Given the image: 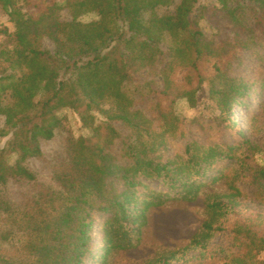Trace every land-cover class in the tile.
<instances>
[{"label": "trees", "instance_id": "obj_1", "mask_svg": "<svg viewBox=\"0 0 264 264\" xmlns=\"http://www.w3.org/2000/svg\"><path fill=\"white\" fill-rule=\"evenodd\" d=\"M198 1L64 0L26 13L18 0H0V11L14 27L12 33L3 30L8 41L0 47V187L9 179L35 180L25 163L42 156L40 141L53 138L59 111L78 112L92 131L68 143L66 166L53 172L58 190L52 191L57 202L52 216L42 217L40 206L38 220L22 228L30 234L22 245L25 257H7L1 247L7 237L0 232V264H110L114 254L139 245L150 210L195 201L222 177L224 159L236 157L237 150L252 154L239 131L234 144L195 139L173 109L178 99L195 107L207 84L221 122L236 127L234 109L245 104L256 83L235 67L242 65L243 54L264 48V0H214L235 32L234 43L220 44L199 30ZM89 14L98 18L83 23ZM44 39L52 43L51 51L43 48ZM179 68L185 70L186 88L173 81ZM142 72L151 91L161 80L159 100L169 101L163 107L157 100L150 115L136 108L124 89ZM95 112L101 116L98 125ZM178 141L183 145L169 153ZM117 142L121 149L115 156ZM261 154L253 178L257 192L264 190V150ZM151 180L165 189L151 188L146 183ZM206 209L223 215L216 201ZM213 221L204 220L182 250L204 252L212 233L221 229ZM236 239L246 256L264 251V234L250 225L237 230ZM246 258L231 263L250 264ZM170 259H176L175 251L144 264Z\"/></svg>", "mask_w": 264, "mask_h": 264}, {"label": "rangeland", "instance_id": "obj_2", "mask_svg": "<svg viewBox=\"0 0 264 264\" xmlns=\"http://www.w3.org/2000/svg\"><path fill=\"white\" fill-rule=\"evenodd\" d=\"M53 3L64 5V0H55V2L53 0H18L17 7L23 12L32 13L37 11L41 4L52 5ZM201 7H203L200 11L201 14L203 13V18L199 20V30L217 44L234 43L235 32L226 21L225 13L220 9V5L214 0H199L195 11ZM61 18L67 19V12H62ZM97 18V14H89L80 20L83 23H89ZM4 29L7 33L14 31L8 14L0 11V47L8 41L3 33ZM256 30L258 33L263 31ZM7 45L8 48H12L11 44ZM42 46L50 51L53 49L52 43L47 39L43 40ZM241 60L242 65L235 67L236 73L256 84L251 88L245 104L234 109L236 127L228 121L221 122L220 110L210 99L207 84L202 86L195 107H190L184 99H178L173 110L176 115L182 117L185 126L195 139L234 144L239 131L241 132L239 134L249 141L252 154L250 150L249 152L237 150L236 157L230 160L224 159L225 171L222 177L214 185L203 188L195 201H172L163 207L150 210L139 245L114 254L110 264H144L155 256L164 260L172 251L176 252V259H170L169 264H232L238 256L247 257L246 260L250 264H264V251L259 254L252 252L251 256H246V249L240 244V239L239 241L236 239L237 230L246 224L252 226L254 231L264 234V190L257 192L258 188L253 180L256 169L262 164L261 153L264 150V48L243 54ZM185 74L184 69H177L173 79L175 84L183 87ZM160 88L161 80L159 79L154 91L147 87L145 72L137 74L133 81L124 86L134 106L148 115H150L149 107L160 99L157 92ZM159 101L163 107H168L169 101L162 99ZM57 115L61 124L55 130L53 138L40 141L42 156L38 159H29L25 163L28 170L35 176V180L26 182L9 179L0 187V232L7 237V240L1 242V247L7 257H25L22 245L26 240L25 234L27 237H30V234L24 233L22 228L25 224H34L38 220L36 211L40 206L43 212L42 217L49 219L52 216V206H57L56 200H51L52 191L58 190L53 179V172L66 166L68 143L88 137L92 133L90 128L83 125L78 112L64 109ZM92 115L95 118V125H98L101 116L98 112ZM2 123L3 120H0V126ZM116 127L123 136L127 134L122 125L116 124ZM4 144L5 140L2 141L1 146ZM182 145V141L173 143L172 147L168 148L169 153L178 150ZM120 149L121 143L117 142L111 153L117 156ZM14 160L15 157L10 160V163ZM146 183L154 189H165L156 180ZM215 201L223 206V215L206 209L207 204ZM24 216L27 217L26 220L30 217L29 223ZM210 219L214 220V228L220 226L221 229L212 233L206 243V250L184 252L182 249L188 240L200 229L204 220ZM96 230H99V226ZM98 246L101 247V243Z\"/></svg>", "mask_w": 264, "mask_h": 264}]
</instances>
